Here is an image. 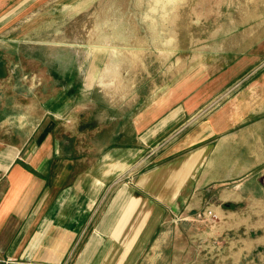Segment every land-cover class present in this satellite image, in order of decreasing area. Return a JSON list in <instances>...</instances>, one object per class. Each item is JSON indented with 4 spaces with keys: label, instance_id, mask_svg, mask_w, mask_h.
<instances>
[{
    "label": "crops",
    "instance_id": "1",
    "mask_svg": "<svg viewBox=\"0 0 264 264\" xmlns=\"http://www.w3.org/2000/svg\"><path fill=\"white\" fill-rule=\"evenodd\" d=\"M47 2L0 0V33ZM263 54L234 55L136 110L116 134L126 130L132 145L82 149L97 122L71 144L45 115L23 139L0 140V264H128L163 216L189 211L199 187L264 197Z\"/></svg>",
    "mask_w": 264,
    "mask_h": 264
},
{
    "label": "rangeland",
    "instance_id": "2",
    "mask_svg": "<svg viewBox=\"0 0 264 264\" xmlns=\"http://www.w3.org/2000/svg\"><path fill=\"white\" fill-rule=\"evenodd\" d=\"M263 20L264 0H48L0 33V140L23 139L45 115L71 144L78 127L98 123L96 133L80 136L82 149L132 145L126 130L116 134L136 110L234 55L263 54ZM106 40L127 47L121 57L95 47ZM120 187L117 180L111 192ZM207 187L189 211L163 216L128 264H264V197L232 199Z\"/></svg>",
    "mask_w": 264,
    "mask_h": 264
},
{
    "label": "bare ground",
    "instance_id": "3",
    "mask_svg": "<svg viewBox=\"0 0 264 264\" xmlns=\"http://www.w3.org/2000/svg\"><path fill=\"white\" fill-rule=\"evenodd\" d=\"M156 1V5L157 4H159V3H164L165 1H168V2H171V1H173V0H155ZM151 7V6H150ZM200 23V22H199ZM157 28V27H156ZM122 30H124V29H122ZM170 36V35H169ZM168 40V39H167ZM169 41V40H168ZM104 43H99V45L97 44V45H95V47L97 48H99V49H102L103 51H105L106 52V54L108 53H110V55L111 56H113V57H118V56H120L121 57V55L122 54H118V52L119 51H123V49H125V48H127V47H117L116 45H113V44H110V43H108L109 41L108 40H106V41H103ZM170 42V41H169ZM172 44V43H171ZM122 45V44H121ZM119 46V45H118ZM128 46V45H127ZM174 46V45H173ZM130 51V50H129ZM170 52V51H169ZM112 53V54H111ZM107 54V55H108ZM121 64V63H120ZM108 65V64H107ZM113 66H115V65H113ZM116 67V66H115ZM119 67H121V66H119ZM113 68V67H112ZM111 68V69H112ZM114 69V68H113ZM119 69H121V68H119ZM128 69V68H127ZM106 70L108 71V68H106ZM117 70V69H116ZM111 71V70H110ZM109 72V71H108ZM113 72V73H112ZM112 72H109V74L110 73H112V75L114 74V70L112 71ZM117 73H115V74H117L118 75V71H116ZM120 72H121V70H120ZM107 75H108V73H107ZM121 75V74H120ZM119 75V76H120ZM110 76H111V74H110ZM114 76V75H113ZM122 76V75H121ZM109 81H110V79H109ZM112 82V81H111ZM110 82V83H111ZM116 82H120V79H118V81H116ZM125 82V81H124ZM127 82L128 81H126V84H127ZM103 83V82H102ZM107 83V82H106ZM120 84H121V82H120ZM104 86V85H103ZM123 87H125V86H123ZM127 89V88H126Z\"/></svg>",
    "mask_w": 264,
    "mask_h": 264
}]
</instances>
